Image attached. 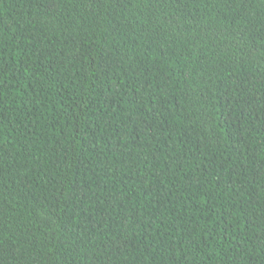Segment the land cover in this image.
I'll use <instances>...</instances> for the list:
<instances>
[{"label":"trees","instance_id":"16d2710c","mask_svg":"<svg viewBox=\"0 0 264 264\" xmlns=\"http://www.w3.org/2000/svg\"><path fill=\"white\" fill-rule=\"evenodd\" d=\"M0 264H264V0H0Z\"/></svg>","mask_w":264,"mask_h":264}]
</instances>
